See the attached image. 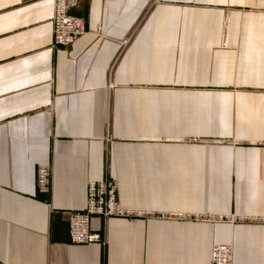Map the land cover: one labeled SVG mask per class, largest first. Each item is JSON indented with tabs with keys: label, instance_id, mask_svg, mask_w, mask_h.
<instances>
[{
	"label": "crops",
	"instance_id": "0c3cea01",
	"mask_svg": "<svg viewBox=\"0 0 264 264\" xmlns=\"http://www.w3.org/2000/svg\"><path fill=\"white\" fill-rule=\"evenodd\" d=\"M69 1L88 32L53 48L52 0H0V264H264V224L67 227L105 175L122 206L264 215V0Z\"/></svg>",
	"mask_w": 264,
	"mask_h": 264
},
{
	"label": "built area",
	"instance_id": "2783aa9c",
	"mask_svg": "<svg viewBox=\"0 0 264 264\" xmlns=\"http://www.w3.org/2000/svg\"><path fill=\"white\" fill-rule=\"evenodd\" d=\"M52 47H62L72 44L79 36L88 32L81 17L70 13L69 0H52ZM132 40L131 36L121 41L126 46ZM51 167L49 163L39 164L35 170L36 191L44 196L51 192ZM99 217L106 220L109 217H158L167 219H194L205 222H227L235 224H264V215H247L240 213L215 214L200 212L186 214L181 211L144 210L122 206L117 198V183L113 176L105 175L99 180H92L86 186V204L84 209L70 211L67 216L69 240L74 244H93L102 242V235L91 228V219ZM210 264H233L232 244L213 243L210 251Z\"/></svg>",
	"mask_w": 264,
	"mask_h": 264
}]
</instances>
